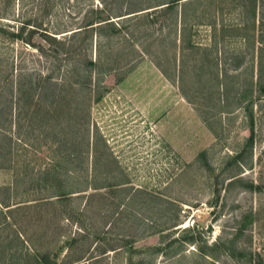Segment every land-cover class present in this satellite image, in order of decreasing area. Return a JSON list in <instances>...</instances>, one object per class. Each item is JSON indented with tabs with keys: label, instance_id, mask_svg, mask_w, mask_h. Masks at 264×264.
I'll use <instances>...</instances> for the list:
<instances>
[{
	"label": "rangeland",
	"instance_id": "374dc122",
	"mask_svg": "<svg viewBox=\"0 0 264 264\" xmlns=\"http://www.w3.org/2000/svg\"><path fill=\"white\" fill-rule=\"evenodd\" d=\"M0 264H264V0H0Z\"/></svg>",
	"mask_w": 264,
	"mask_h": 264
},
{
	"label": "trees",
	"instance_id": "16d2710c",
	"mask_svg": "<svg viewBox=\"0 0 264 264\" xmlns=\"http://www.w3.org/2000/svg\"><path fill=\"white\" fill-rule=\"evenodd\" d=\"M28 25H30L28 22H22V25L21 26H25V27H27ZM29 29H31V28H29ZM48 35V34H47ZM50 35V34H49ZM50 36H52V35H50ZM53 37V36H52Z\"/></svg>",
	"mask_w": 264,
	"mask_h": 264
}]
</instances>
